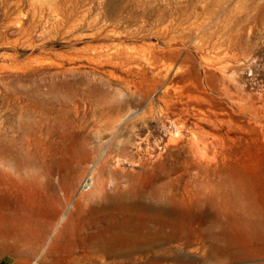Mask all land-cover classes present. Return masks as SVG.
<instances>
[{"label": "rangeland", "instance_id": "1", "mask_svg": "<svg viewBox=\"0 0 264 264\" xmlns=\"http://www.w3.org/2000/svg\"><path fill=\"white\" fill-rule=\"evenodd\" d=\"M145 1L147 11L135 3L136 20L115 29L101 7L0 0V131L11 140L21 125L63 130L67 144L88 141L91 160L125 144L117 159L148 201L165 186L181 200L188 187L196 193L179 206V239L132 264H264V0ZM117 43L141 58L131 73L101 57ZM85 176L75 191L91 183ZM53 238L28 264L71 259L45 256ZM26 260L0 243V261ZM83 263L98 264L73 262Z\"/></svg>", "mask_w": 264, "mask_h": 264}, {"label": "bare ground", "instance_id": "2", "mask_svg": "<svg viewBox=\"0 0 264 264\" xmlns=\"http://www.w3.org/2000/svg\"><path fill=\"white\" fill-rule=\"evenodd\" d=\"M138 2L145 5V11L148 10L149 5L145 0H109L107 3H102L101 0H54L56 7L72 13L77 9L91 13L101 7L106 26L115 29L136 20L137 14L132 16L130 13ZM124 13L127 15L123 16ZM98 14L101 15V12ZM92 27L96 31L102 28ZM125 34L128 39L134 38V34L128 30ZM170 43L168 45L171 48ZM104 49L108 50L103 51L101 57L104 56L108 64L115 68L120 67L127 73H131L134 64H142L141 58H136L133 50L123 44L117 43ZM153 59V62L156 61ZM205 120L209 121L208 118ZM64 134L63 130L45 129L44 132L39 125L35 127L21 125L16 135L9 140L0 131L1 244L25 257L27 260L23 264H28V260L53 234L54 238L49 243L45 256L55 251L62 255L66 251L71 257L61 260L58 264L81 263L87 259L97 260L98 264H130L134 255L151 252L156 254L160 251L163 241L178 238L177 222L186 219L179 211V206L184 207L187 202L192 204L196 197V193L189 190L190 187L186 188V197L181 200L170 186H165L168 192L156 193L157 195H154L156 202H150L146 191L136 187L131 174L122 169L121 165L125 162L117 159L120 154H126L125 144L117 146V149L112 145L105 151L106 154L102 156L99 153L91 160L86 139L67 144L63 140ZM199 141L201 142L200 138ZM192 144L195 146L193 141ZM198 146L199 143L196 147ZM115 159L117 166L111 168L110 163ZM84 172L86 176L83 182L89 177L91 183L86 185L88 188L84 186L83 190L75 191L77 181ZM236 256L234 253L233 257Z\"/></svg>", "mask_w": 264, "mask_h": 264}, {"label": "built area", "instance_id": "3", "mask_svg": "<svg viewBox=\"0 0 264 264\" xmlns=\"http://www.w3.org/2000/svg\"><path fill=\"white\" fill-rule=\"evenodd\" d=\"M0 264H8L6 261H0Z\"/></svg>", "mask_w": 264, "mask_h": 264}]
</instances>
